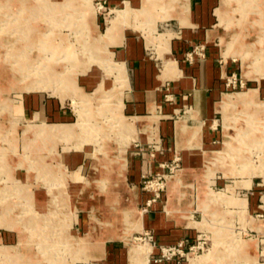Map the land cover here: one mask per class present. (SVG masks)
Here are the masks:
<instances>
[{"label":"rangeland","instance_id":"374dc122","mask_svg":"<svg viewBox=\"0 0 264 264\" xmlns=\"http://www.w3.org/2000/svg\"><path fill=\"white\" fill-rule=\"evenodd\" d=\"M143 2L110 12L104 0H0V264H90L116 240L129 264L162 256L130 206L129 150L160 140L166 152L162 125L194 124L154 107L144 117L152 118L149 127L147 119L131 126L119 45L125 35L141 41L160 78L171 79L177 69L168 65L177 61L167 56L186 0ZM206 10L222 33L219 52L234 59L236 72L227 75L245 86L229 87L216 118L204 125L213 127L215 138L204 142L210 147L191 142L186 150L211 158L195 176L205 188L201 208L183 220L195 232L185 246L207 242L190 264H264V0H210ZM90 75L91 87L83 82ZM242 93L251 101L227 104L225 97ZM33 95L52 102L51 115L24 112L21 102ZM57 109L66 116H54ZM59 126L66 132L56 133ZM183 169L167 187L194 189L181 180Z\"/></svg>","mask_w":264,"mask_h":264},{"label":"crops","instance_id":"0c3cea01","mask_svg":"<svg viewBox=\"0 0 264 264\" xmlns=\"http://www.w3.org/2000/svg\"><path fill=\"white\" fill-rule=\"evenodd\" d=\"M147 1L144 0L143 5ZM172 1L174 3L176 0ZM127 3L134 9H138L142 5V0H104L110 12L120 8L125 9ZM209 4L210 0H186L183 6L185 16L182 18L185 22L180 20L183 24L181 26L176 20L179 23V31L172 32L177 36L172 39L171 55L167 56L168 60L177 61L169 62V67L177 69L171 79L160 78L155 62L147 56L141 41L125 35L124 42L119 45L122 46L119 53L124 63H118V66L122 65L124 70L126 69L127 87L129 86L125 99L126 110L130 115L135 116L132 119L135 122L131 126L135 127L138 121L147 119L149 122L144 123L143 127H149L153 120L150 117H144L151 114L154 107L156 113L165 114V117L183 113L182 117H189L190 122L194 124L190 126L177 123L172 130L164 123L161 129L165 133L163 146L167 151L159 153L155 159L148 158L147 154L137 155L132 151L133 148L129 150L131 152L129 176L133 184L130 194L135 197L136 203L130 206H135L139 212V217L144 223L142 232L153 233L155 248L158 252L161 247L188 242L195 233L186 224L184 225L183 220L186 214L201 208L200 202L203 195L199 194V188L204 190L205 186L197 183L199 180L197 181L195 176L202 175V168L207 166L211 155L206 151L190 153L186 150L192 143L199 148L200 145L210 147L204 142L209 143L215 138L214 132L211 131L213 127L208 128L204 125L213 122L220 108L219 102L227 95L225 93L228 90L226 75L236 72L234 59H224L223 54L219 52L218 47L222 45V33L215 29L216 25L213 23L211 14H207L209 10L206 9H209ZM199 7L201 14L192 17L194 10ZM213 16H215L214 13ZM169 49L170 45L168 51ZM95 78V75H90L84 78L83 82L91 87L95 83ZM21 104L24 112L32 117L40 114L46 118L53 111L52 102L39 95L27 96ZM54 116L64 118L66 113L58 110ZM192 128H197L194 133L200 131L199 136L193 141ZM176 154L182 157L184 169L181 180L186 184H193L194 189H185L179 183L172 182L167 187L163 198L157 201L147 213H143L144 206L152 198L150 193L141 188L143 179L161 172V164L172 160ZM77 223L84 228L87 226L81 217ZM93 239H97V235ZM116 241H107L103 257L90 264H129L125 251ZM94 245L97 246L96 243ZM90 258L93 260L96 256ZM149 264H177V262L153 256L149 259Z\"/></svg>","mask_w":264,"mask_h":264},{"label":"built area","instance_id":"2783aa9c","mask_svg":"<svg viewBox=\"0 0 264 264\" xmlns=\"http://www.w3.org/2000/svg\"><path fill=\"white\" fill-rule=\"evenodd\" d=\"M100 4V3H99ZM100 9L103 8V4ZM226 84L227 87L241 88L243 89L245 84L243 80L238 81L237 74H232L230 76L226 75ZM137 155L149 154L153 159L157 157L159 153H163L162 143L160 140H151L146 144H141L135 142L133 144V150ZM182 166V157L179 154H176L173 160L170 163H162V171L151 176L145 177L144 179V191L150 193L152 198L147 201L146 205L143 208V213H147L150 208L159 200L163 198L164 193L166 192L168 182L171 178L175 177L180 171ZM151 232L143 233L146 238L150 239L149 243L153 241V236L150 235ZM146 240V239H145ZM187 243V242H186ZM207 242L199 243V246H191L187 248L185 242H180L177 245L161 247L162 256L160 259L166 258L167 260H174L177 264H190V257L197 254L196 249L205 250Z\"/></svg>","mask_w":264,"mask_h":264},{"label":"bare ground","instance_id":"6f19581e","mask_svg":"<svg viewBox=\"0 0 264 264\" xmlns=\"http://www.w3.org/2000/svg\"><path fill=\"white\" fill-rule=\"evenodd\" d=\"M217 15H219L220 19L222 18V14L220 12V10H216ZM124 17V16H122ZM120 22V20L118 21ZM117 27L116 21L113 22V26L108 30V35H113V33H115V29ZM57 51V50H56ZM119 72L122 73L124 68L122 67V65H120V67L118 68ZM251 93V92H250ZM250 93H242V94H236L234 96H227L225 97L227 104H234V103H247L249 101H251L252 99V95ZM66 126H59L55 129L56 133L59 134H63L66 132ZM138 255V253H136Z\"/></svg>","mask_w":264,"mask_h":264}]
</instances>
